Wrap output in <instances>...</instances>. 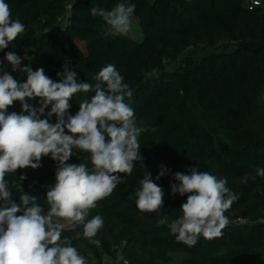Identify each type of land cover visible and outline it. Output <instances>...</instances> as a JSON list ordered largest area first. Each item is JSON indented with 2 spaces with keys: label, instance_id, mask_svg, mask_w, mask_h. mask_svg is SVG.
Segmentation results:
<instances>
[{
  "label": "trees",
  "instance_id": "obj_1",
  "mask_svg": "<svg viewBox=\"0 0 264 264\" xmlns=\"http://www.w3.org/2000/svg\"><path fill=\"white\" fill-rule=\"evenodd\" d=\"M248 1L73 0L66 23L58 24L67 13V0H5L12 19L25 26L0 50L5 72L20 83L27 80L23 72L15 75L5 59L14 52L22 58L21 68H43L50 79L61 82L66 66L78 83L94 87L99 70L113 64L133 92L126 102L135 111L137 126L147 128L139 137L142 160L134 162L130 175L117 174L121 183L88 211L87 220L96 215L103 220L96 236L84 237L79 224L62 230L61 240L69 239L80 255L92 254L98 264L105 256L129 264H264V177L257 175L264 168V5L250 9ZM119 3L135 6L143 39L106 34V22L91 14L92 8L110 11ZM205 48L211 51L204 53ZM172 64L178 67L171 69ZM151 70L156 78L145 81ZM94 95H73L65 120ZM27 102L41 107L40 98ZM50 111L48 105L37 114L55 124L57 116H49ZM12 112L29 114L20 101L7 109ZM72 152L66 163L92 167L89 153ZM40 165L7 174V188L15 203L28 194L47 211V192L56 183L59 162L49 154ZM193 167L226 178V187L239 199L225 212L230 223L221 236L201 235L188 246L170 229L187 199L173 194L171 186L179 183L175 173L190 174ZM146 174L163 190V206L156 212L136 207Z\"/></svg>",
  "mask_w": 264,
  "mask_h": 264
},
{
  "label": "clouds",
  "instance_id": "obj_2",
  "mask_svg": "<svg viewBox=\"0 0 264 264\" xmlns=\"http://www.w3.org/2000/svg\"><path fill=\"white\" fill-rule=\"evenodd\" d=\"M134 7L119 3L110 11L92 8L91 14L103 18L108 26L106 34L124 35L131 28ZM67 8L71 10L73 4ZM24 31V24L19 19L13 20L9 5L0 0V50ZM5 59L14 71L25 73L27 80L20 83L0 67L3 73L0 74V201L4 202L0 205V264H86L69 239L61 240L65 225L54 218L82 225L83 236L89 239L102 227L99 215L86 219L89 209L95 208L98 201L111 195L121 183L117 174L130 175L134 162L142 160L139 137L147 128L137 126L135 111L126 102L133 92L113 64L99 70L93 87L86 82L78 83L76 73L66 66L65 78L54 82L43 68L35 71L28 66L21 68L22 58L14 52L6 53ZM89 91L95 95L90 101H81L78 113L65 120L73 95ZM35 98H40L38 110L27 102ZM15 101H20L29 114H7ZM48 105H51L48 115L57 116L55 124L37 114H43ZM74 148L90 154L91 168L85 163H66ZM49 154L59 162V167L56 183L47 192L50 210L42 215L35 196L22 194L20 204L12 201L6 175L17 169H37L41 158ZM257 175L264 177V168L257 169ZM174 178L179 183L171 186L172 193L187 196L181 205L182 216L170 224L177 240L194 246L201 235L205 239L221 236L230 223L225 212L239 199L226 187L227 179H217L194 167L190 174L177 172ZM247 180L245 175L242 182ZM140 184L136 207L141 212L158 211L163 206L162 188L152 182L150 174ZM21 210L23 215H17ZM92 243L100 242L92 239Z\"/></svg>",
  "mask_w": 264,
  "mask_h": 264
},
{
  "label": "built area",
  "instance_id": "obj_3",
  "mask_svg": "<svg viewBox=\"0 0 264 264\" xmlns=\"http://www.w3.org/2000/svg\"><path fill=\"white\" fill-rule=\"evenodd\" d=\"M72 2H73V0H67L66 6H65L67 13L64 16L58 18V24H65L66 23V20H67V17H68V13L70 11L67 8V5L70 4V3L72 4ZM262 3L264 4L263 0H249L247 2V5H248L249 8H252L253 6L263 5ZM14 74L17 75V76H20V75H22V72L19 69H17V70L14 71ZM262 97L264 99V93H263ZM263 222H264V219H263ZM82 256L85 258L86 264H98L96 262V259L94 258V256L92 254L82 255ZM119 260L121 261V264H129V262L126 259H119ZM101 264H105V263L103 262Z\"/></svg>",
  "mask_w": 264,
  "mask_h": 264
},
{
  "label": "rangeland",
  "instance_id": "obj_4",
  "mask_svg": "<svg viewBox=\"0 0 264 264\" xmlns=\"http://www.w3.org/2000/svg\"><path fill=\"white\" fill-rule=\"evenodd\" d=\"M263 2H264V0H263ZM262 4H263V3H262ZM263 5H264V4H263ZM247 6H248V5H247ZM259 6H261V5H259ZM250 9H251V8H250ZM131 20H132V24H131V28H130L128 34L131 35V36H133V37L136 38V39H139V40L143 39V34H142L141 30H140V26H139V23H138V18H137L134 14H132ZM209 51H211V50L208 49V48H205V49L203 50L204 53H207V52H209ZM177 67H178L177 64H172V65L170 66L171 69H173V68H177ZM54 185H55V184H54ZM46 200H47V197H46ZM49 210H50V205L48 204V206H47V212H48ZM54 221H56V222H58V223H63V224L65 225L64 228H70V227L73 226V225H71V224H68L66 221H63V220H57V218H54Z\"/></svg>",
  "mask_w": 264,
  "mask_h": 264
},
{
  "label": "water",
  "instance_id": "obj_5",
  "mask_svg": "<svg viewBox=\"0 0 264 264\" xmlns=\"http://www.w3.org/2000/svg\"><path fill=\"white\" fill-rule=\"evenodd\" d=\"M155 78H156V73H155L154 70H151L150 72L146 73V75H145V81L152 80V79H155ZM41 214L42 215H46L47 214L46 208L42 207V213ZM119 257L122 258L121 254L119 255Z\"/></svg>",
  "mask_w": 264,
  "mask_h": 264
},
{
  "label": "crops",
  "instance_id": "obj_6",
  "mask_svg": "<svg viewBox=\"0 0 264 264\" xmlns=\"http://www.w3.org/2000/svg\"><path fill=\"white\" fill-rule=\"evenodd\" d=\"M104 263L105 264H121V261L119 259H114L110 256H105Z\"/></svg>",
  "mask_w": 264,
  "mask_h": 264
}]
</instances>
